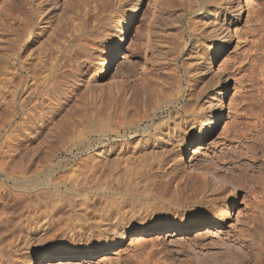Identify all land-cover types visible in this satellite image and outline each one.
Listing matches in <instances>:
<instances>
[{
  "label": "rangeland",
  "instance_id": "374dc122",
  "mask_svg": "<svg viewBox=\"0 0 264 264\" xmlns=\"http://www.w3.org/2000/svg\"><path fill=\"white\" fill-rule=\"evenodd\" d=\"M15 1L0 0V8L13 6ZM22 1L3 26L1 42L13 23L34 7L49 5L42 23L45 20L51 26L73 11L81 14L89 0H57V7L54 0ZM104 1L98 32L115 38L119 16L134 0ZM196 1L141 0L108 76L96 67L94 85L101 89H79L71 96L38 133V148L33 145L37 152L7 154L10 150H2L0 143V255L11 254L17 263L29 264L33 252L93 246L102 237L97 214L113 213L112 222L118 225L124 223L118 220L123 212L133 229L159 221L170 226L204 219L208 225L188 233L136 232L118 247L95 256L40 264H264V62L262 49H255L257 39L263 36L264 40L262 24L257 23L264 0L244 1L243 15L230 26L233 45L222 54L221 66L207 56L208 49L223 41L224 33L212 34L208 24L202 25L201 11H194ZM232 4L227 0L223 5L227 20L233 14ZM45 22L41 24L44 31L50 29ZM205 31L211 36L201 33ZM98 40L90 41L89 47L97 48ZM219 76L229 77L226 115L209 141L190 149L200 164L229 175L242 194L234 222L216 230L215 224L224 218L220 214L229 191L193 171L180 157L178 140L189 133L201 136L198 133L208 121ZM107 112L115 122L119 115L135 119L139 129L163 122L173 126L180 119L185 122L163 142L147 141L142 133L133 135L127 127L99 136L94 129L107 119Z\"/></svg>",
  "mask_w": 264,
  "mask_h": 264
},
{
  "label": "bare ground",
  "instance_id": "6f19581e",
  "mask_svg": "<svg viewBox=\"0 0 264 264\" xmlns=\"http://www.w3.org/2000/svg\"><path fill=\"white\" fill-rule=\"evenodd\" d=\"M103 1L104 0H89L87 4L88 6L86 5L85 10L81 14H75L74 11L72 12V14L66 13L67 15L65 17L63 16L64 18L62 17L61 20H57L58 23H56L57 21L56 19H54L56 22L54 24L51 23V26L49 25V21L48 24L46 23L47 21L45 22L44 20L43 23L45 22L50 26V29L45 31L42 30V27L44 25L42 23V20L43 18L45 19L46 15L48 16L49 12L47 11L49 5L37 8L31 7L32 12L28 15H24L25 17H20L21 20H18L16 18L17 21L13 23V25L9 28V36L7 38H3V42L0 41V130L1 133L5 131L4 133H2V142L0 143L3 145L1 147L2 150L3 148H5L4 150H6V148L7 150H10V152H7V150L5 151L7 152V154H12V152H15L16 154L14 153V155L17 156V154H20L19 156H21V154L25 153V156L26 153L30 150H38H35V148L33 149L34 144L36 145V148H38V145L35 143L38 141L37 137H40L39 135H41L38 133L41 132L43 127L45 128V126H47V124L54 117L56 111L72 98L71 96L77 95L79 89H90V91H94L95 89V91H97V89H101L96 88V86L98 85H94L96 84L95 80H97L96 78L98 76L96 67L99 66L101 68L103 76H108L110 69L115 64L120 46L126 39L128 31L131 27L135 11L141 3V0H134L126 7H124L121 15L119 16L118 25L116 26V37L112 38L111 35L106 31H104L106 33L98 32L101 27H98V23L100 22L101 15L103 13L101 12V9L104 8V3H106L105 1L103 3ZM226 1L227 0H198L196 1V7H194V11H201L200 16L202 18L200 22L209 25L207 27L208 29L206 28L207 30L210 29V32L212 34L216 33V31H220L219 34L224 33L225 38H223V41L215 44L213 49H208L209 51L207 60H214L219 66L222 65L220 63L222 54L233 45V35L230 32V26L234 20H239L245 11V0H239L237 3L236 0H228L231 2V4L233 3L230 9L233 14L227 20V9L226 7H223ZM22 2V0H16L13 6L0 8V37L2 34L1 30L3 29L6 21L14 17L13 12L21 6ZM52 2H54L55 7H57L56 5L58 1L54 0ZM193 6H195V4ZM263 11L264 8H259V13L258 15H256L257 23L259 25L262 24L260 26L261 30L264 33V14H262ZM58 13H60V11H58ZM44 14L46 15L44 16ZM59 15L56 16L59 17ZM59 21H61L62 23ZM203 23L202 25H204ZM35 28H37L36 31L34 30ZM201 33L204 34L206 33V31ZM207 34L208 33H206V35ZM195 35L196 34H194V36ZM206 35H204V37H206ZM207 36L210 37L211 34L210 36ZM262 37L257 39L258 43H255V49H262L263 52L260 54L264 62V40H262ZM94 38L99 39L98 47L95 49L93 48V46L92 48H90V45L88 44H91ZM84 49H87L88 51L86 52ZM92 50L93 52L89 54V51ZM94 55L96 56L94 57ZM92 56L94 57L93 59L91 58ZM229 89V77L219 76L213 92V100L209 107L210 113L208 115V121L198 133L201 136L194 137V134L189 133L185 134L180 141L178 140L181 148L179 152L181 159L187 161L192 166L193 171L209 176L213 180V183H215L216 185L219 184V186L225 185L224 187H226V189L229 191V195H227L225 198L226 202L223 208V212L220 214L224 218L223 220L215 224L216 230L234 222L236 207L242 201V194L240 193L232 178L229 177V175L227 176L224 173L220 172L218 169H214L213 167L203 166L191 155L190 149L195 147V145L197 144L201 145L209 141V139L216 133V130L222 124L224 116L227 112L228 96L230 92ZM192 97L195 96L192 95ZM196 98L197 97H195V99ZM185 103L187 104L186 101ZM125 109L127 108H122L121 110L125 112ZM186 109H188L187 106ZM123 111H121V114ZM186 111L188 112L189 110ZM107 114V119H105V121H100V124L95 126L94 131L99 136H105L110 130L116 131L122 127H125V129L127 127L129 128L130 132L132 131V134L142 133L147 141L150 140L155 142H163L166 136H174L173 134H175V132L177 133L178 128L185 122V120L180 119L176 121V123L172 126L169 122H163L154 125L152 124L155 122L154 121L150 123L152 125H147V127L139 129V125H135V119L134 121L129 119L127 120L123 117V115L121 118H119V115L118 118L116 117L118 119L116 120L118 122V124L116 125L117 122L111 119V113L107 112ZM128 114L130 115V113ZM8 125L9 127L7 128ZM99 139L101 141L102 137H99ZM21 184H23V182ZM120 205L121 204L119 203V207L122 208V205ZM116 206L118 207V205ZM126 210L124 209L123 211ZM107 214L108 215L105 217H103L102 214L101 216L99 214H97L96 216L99 217L98 219L101 218L100 223L98 222L96 225L102 226L100 228V234L102 237L98 242H95L93 246L89 245L84 249H75L74 251H65V249H60L58 251H51L46 253H42L41 251H38L36 253L33 252L32 254H30L29 264H40L43 260L51 259L71 260L92 257L100 252L118 247L119 245L127 241L131 234L136 232L141 235H155L160 233L161 231H166V233L170 234L176 233L178 231L188 233L195 228H204L206 227V225H208L207 221L204 219L191 220L189 222H186V224L184 225L180 223H174L170 226H164L159 221L156 224H153V226L151 227L148 225H144L142 229H133V226L129 225V218L122 216V214L125 215V213L122 212L121 217H119V219L117 218L119 221L120 219L124 221V223H122L121 221L122 224H118L117 221L118 225H116V222H112L114 219H116H113L111 217L113 216V213L112 215L110 214L111 216L108 212ZM127 218L128 220H126ZM85 221L84 223L86 224ZM92 224L94 225L93 222L91 223V225ZM81 225L85 227L83 225V222ZM96 231L97 230H95V232ZM109 232H112L113 235L115 234V236L119 235V238L115 239V236L108 235ZM105 233L107 234L105 235ZM133 262L135 261L133 260ZM0 264L19 263H17V260L15 258H12L11 254L6 255L3 253V255H0ZM207 264L215 263H213L212 261V263L207 262Z\"/></svg>",
  "mask_w": 264,
  "mask_h": 264
}]
</instances>
